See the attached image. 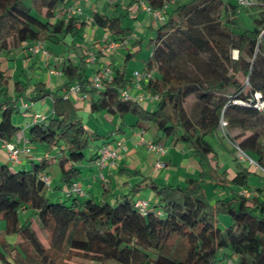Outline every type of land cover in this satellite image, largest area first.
I'll list each match as a JSON object with an SVG mask.
<instances>
[{"label": "trees", "instance_id": "16d2710c", "mask_svg": "<svg viewBox=\"0 0 264 264\" xmlns=\"http://www.w3.org/2000/svg\"><path fill=\"white\" fill-rule=\"evenodd\" d=\"M117 1L104 0V4ZM171 1L129 0L126 6L118 2L110 13L92 12L90 23L107 32L112 41H125L133 33L124 26L132 4L161 9ZM259 1L264 5V0ZM66 3L0 0V54L35 41L75 50L84 38L87 21L79 16L58 17L57 9ZM169 5L165 21L156 25L149 40L150 57L142 61L143 71L151 74L142 91L157 97L151 110L119 97L121 90L130 88L126 63L138 51L128 53L122 66L112 69L113 77L99 91L88 88L84 56L61 63L64 81L56 91L42 82L11 80L0 73V142L19 149L24 145L59 148L56 190L62 191V198L54 202L46 198L50 185L41 178L48 175L52 162L48 157L32 161L29 170L0 165V219L5 222V234L19 238L16 243L0 242V264H69L72 254L97 264H232V258L236 264H264V187H252L249 181L251 176L259 179V174L253 165L245 167L234 160L236 172L229 178L218 167L214 150V145L220 146L217 131L223 121L232 144L227 151L238 150L264 169V131L259 129L264 109L255 108L254 98L259 94L264 102V8L248 29L238 20L239 12L248 8L236 0H186ZM135 44L141 46L142 41ZM232 52H236L234 57ZM180 55L193 60L207 57L201 78L172 74L173 62ZM73 84L87 94L91 114L132 115L154 125L165 139L188 147L201 167L197 180L184 186L149 183L155 199L144 213L133 202L139 185L112 203L67 194L68 187L81 177L84 152L99 137L78 119L73 100L64 99ZM46 98L51 100L48 117L31 119L25 129L12 122L21 100L33 105ZM95 156L87 163L95 162ZM205 184L215 192H228L229 198L211 203ZM240 190L251 191V196H240ZM219 215L229 219L224 229L218 226Z\"/></svg>", "mask_w": 264, "mask_h": 264}, {"label": "crops", "instance_id": "0c3cea01", "mask_svg": "<svg viewBox=\"0 0 264 264\" xmlns=\"http://www.w3.org/2000/svg\"><path fill=\"white\" fill-rule=\"evenodd\" d=\"M118 2L124 6L129 3V0H120L110 4L109 6L108 4L106 5L104 4V0H95L94 4L91 3L90 0H87L86 2L82 3L81 5L82 14L79 17H82V19H85L87 21V25L84 32V38L80 42V45H78L75 50L65 47V49L68 50V52L70 51L68 53L69 55L67 56L68 59L67 61L76 62L78 60V57L80 56H84L85 57L84 60L86 61L87 53H91L95 57V61L93 63L85 62L88 68L87 75L89 80L93 77L95 72L101 67L104 66L110 67L109 65L112 64L115 65L116 60L113 59L115 55L117 56L118 60H125L126 54L124 55L122 53H118L120 51L118 49L110 52L104 51V49L107 46V43L111 42L112 40L110 39L107 32L93 26L90 23V15L92 12L103 11L106 13H110V11L112 10V6L116 5ZM74 3L75 0H67V3L64 6H72L74 5ZM134 5L137 6V4ZM103 7L105 9H103ZM137 7L141 10L139 6ZM143 15H145L148 18V16L145 13ZM143 24L144 22L139 24V26L143 27ZM152 25H153V30L151 28ZM155 28H156V24L153 23L151 19H149L147 33L152 34ZM128 47L130 48V44ZM44 49H45V53L39 52L37 54H32L31 52H29L27 46L22 44L16 50H13L11 53L7 55L0 54V73H2L6 77L11 78V80L24 81L21 80L23 78V76L21 75H18L19 78L15 79V75L18 72L17 63L21 60L20 65H22V67L24 68L30 67V69L33 70L34 73V77L32 79L33 82H42L43 84H45L47 89H49L50 91H55L63 84L64 80L63 81L58 80V79H63V76L61 74L60 75L51 74L50 72L55 70V68L58 69L55 71L60 72L59 71L60 68L59 67L57 68L56 65L58 64V62H60L59 56L62 55V53L61 54L54 53L53 51L47 49L46 47ZM135 52L137 51H133V53ZM114 53L116 54L112 55ZM138 54H140L139 50L137 55ZM6 62L9 63L14 62L15 69L9 67L6 64ZM122 64L120 63L121 66ZM112 66L110 67L111 69ZM19 72H23V70ZM39 76H42V79ZM131 76H130V80L132 79ZM129 84H130L129 85L130 88L128 89L129 93H131L132 95H144L142 90L136 91L135 89L132 88L131 81ZM45 100L51 101L50 98H46ZM45 100H42L38 103H34L32 107H30V109L33 108V110L35 111L33 113H39L37 111L40 107H43L41 111L44 110L45 106L43 102H45ZM74 106L76 111L83 110V112L91 114L89 109V102L87 99L86 100L75 99ZM141 106L145 109L151 110L154 106V103L149 98H147L145 102L141 104ZM49 115L43 114V117H48ZM31 119H32V114L28 117L25 116L22 120L21 128L25 129L28 126ZM119 120L116 122L117 125L113 130L109 131L107 134H104L102 136L98 135L99 136L98 140L101 139L102 141L100 142V144H96L92 148V155H96V151L99 147L103 145L116 147L117 142H120L122 143L124 148L119 150V158L116 159L115 161L110 162L107 166H105L102 169H99L95 165L94 161L87 163L86 165H83L81 167L82 173L85 172V175L81 176L78 182L88 198L95 200V196H96V197H100V199H98V202L108 201L109 203H112L114 201V198L127 194L132 188H135L136 185L137 186L139 185L138 186L139 191L136 194L135 198L133 199V202L137 200H145L147 202H152L154 201L155 197L153 193L150 191V189L147 187L149 183H154L157 186H177V185L184 186L187 185V183H189L192 180L194 181L197 180L198 175L201 171V167L198 165L197 161L193 158L192 151L188 147H186L181 143H175L170 139H165L164 137L161 136L160 132L153 125L154 129L151 130V132L146 133L149 134V137H147V139L157 143H161L167 149V153L164 156L161 157L156 156L153 153L147 151L146 147L141 145L136 137L138 130L141 129V127H144L146 131L147 129L151 128L152 124L143 123L135 119L134 122L128 123V125L125 126V124H123V122H120ZM89 132L95 133L97 135L96 130ZM18 142L19 141L17 140L16 142L17 145H20V143ZM218 147H224V146L220 145ZM30 149H31L30 155L25 156L24 154H20L19 161L16 163H11L8 160L6 150L3 148V143L0 142V165H10L13 170L16 169L28 170L26 169L27 164L30 167L32 161L38 163L40 161L39 160L40 158L48 157L49 159L52 160V162H50L51 166L48 168L47 173L48 175L52 176V166L54 164L53 162L54 158L53 157L51 158V156L48 154V149L40 145H36L33 148L30 147ZM157 161L163 162L165 164V167L156 171L154 170L153 166ZM217 165L221 171H224L222 170V167L219 164V162ZM225 171H227L229 178L233 177L236 172L235 169H231V168H227ZM95 174L96 175L98 174V177H92L95 176ZM45 175L48 176L47 174ZM100 176L103 177V180H101ZM52 179L53 181L56 180L57 184H55L51 188L50 192L53 196V199H57L58 194H56L57 192L56 189H58L59 186L58 173L55 176L53 175ZM209 186L212 187L211 185ZM213 191L212 189H210V194H211L210 198L213 200L215 199L226 200L230 196L228 192L225 193L222 192L220 194H217V192L215 191L213 192ZM145 195L147 196V198L144 197Z\"/></svg>", "mask_w": 264, "mask_h": 264}, {"label": "rangeland", "instance_id": "374dc122", "mask_svg": "<svg viewBox=\"0 0 264 264\" xmlns=\"http://www.w3.org/2000/svg\"><path fill=\"white\" fill-rule=\"evenodd\" d=\"M91 3L94 4L95 0H90ZM186 0H174V2L172 4L169 5V7L175 6L177 4H180L182 2H185ZM227 1V0H225ZM231 1H235V0H231ZM126 4V3H125ZM126 6V5H124ZM262 8H264V5L261 4V2L259 0H256V5H252L250 8L246 9V10H241L238 14V20L241 24L242 27L244 28H252L253 24H252V18H256L259 14V12L262 10ZM144 13L136 6V5H131L128 9V17L125 21L124 26L125 27H130V29L132 30V35L129 37L128 39V43L130 44V48L128 47L125 50H120L118 53H122V54H128V53H133V51H140V54H138L135 58H131L129 61H127L126 63V73L127 76H131L132 72L135 71H142L143 69V63L142 61H146L151 54V49L148 48V43L150 38L153 36L154 32L152 34L147 33V28H148V21L149 19L143 15ZM222 15H224V12L222 13ZM144 22L143 27L139 26V24H141L142 22ZM142 41V46H137V42ZM136 46V47H135ZM45 47L47 49H50L51 51H53L54 53H58L61 54L59 56L60 62H58V64L56 65V67L60 68L61 67V63H65L68 59L67 56L69 55L68 50L65 49L64 46L62 45H54V44H45ZM63 49V50H62ZM62 50V52H61ZM116 53L112 54L115 55ZM111 55V56H112ZM231 55L234 57L235 56V52H232ZM116 57V59H115ZM114 60H116L115 65H109L110 67L112 66V69H117L119 68L124 62V60H118L117 56L115 55ZM205 62H207V57L205 55H202L200 60H193L189 57H187L186 55H180L179 57H177V59L173 62L172 65V74L174 76H184L188 79H195V78H201L202 77V72L204 71L205 68ZM19 63V65H18ZM17 63L18 66V72L15 75V79L19 78L18 75L23 76V78L21 80H26L27 78L30 79L31 82H33V77H34V73L33 70L30 69V67L28 68H24L22 67V65H20L21 60ZM6 64L15 69V64L13 63H9L6 62ZM55 68V67H54ZM23 70V72H19ZM55 70H58L55 68ZM153 75H155L153 73ZM42 79V76H39ZM59 81H63L64 79H58ZM241 81L244 83V80L241 79ZM13 82L10 83V89L12 86ZM57 90V89H56ZM55 90V91H56ZM11 93L12 91L9 90ZM247 91V88L245 86V92ZM258 95V94H257ZM257 95H254V98L257 97ZM71 100H73V102L75 101L74 97L70 98ZM256 99V98H255ZM45 100V99H44ZM24 103L23 100H21L18 104V110L19 112L17 114H14L13 118H12V122L19 126L21 128V124H22V120L23 118L26 116H30L32 114H39L41 116L44 115H49L51 112V101H46L43 102L45 108H44V113L43 111H41V109L43 107H40L38 109L37 112L39 113H33L35 112L32 109H29L28 111H25L21 108V105ZM261 100L259 101L258 105L256 103V107L259 108V111H261L262 109H260V104ZM77 116L78 119L82 122L83 126L88 129L89 131H97V135H104L107 134L109 131L113 130L116 125H117V121L119 120L120 122H123V124L128 125V123L134 122L135 118L132 115H125L122 118H120L119 116H114L111 114H108L106 112H102L99 114H89L86 112H83V110H78L77 111ZM23 117V118H22ZM154 129V126L151 125L150 129H147L145 131V136L144 138L147 139V137H149V134H146L147 132H151V130ZM225 128L220 127L219 130L217 131V138L219 139V143L220 145H223L224 147H218L214 145V150L218 155V162L222 167V170H226L227 168H231V169H235L236 170V164L234 162V160H237L238 163L244 165L245 167L252 165L250 163V160H248L246 158V155L243 154L240 151H236L233 154H230L229 150L232 146V144L228 141L227 137L225 136ZM259 129L264 131V123H262L259 126ZM148 140V139H147ZM102 140H97L95 142H92L90 144V147L88 150H86L84 152L85 155V160L82 162V165H86L87 164V160L90 158V156L92 155V148L93 146H95L96 144H100ZM144 146V145H143ZM29 147L33 148V145H29ZM59 148L56 149H50L48 150V154L51 156V158L53 157L54 160V164L52 166V176L49 175L50 177V187L46 190V198L49 199L50 202H54L55 199H53V196L50 192L51 188L57 184V181L52 179L53 175L55 176L58 173V165H57V154L59 153ZM253 161V160H252ZM29 165L27 164V168L29 170ZM256 169V173L259 174V179L257 177L251 176L249 178L250 183L252 184V187H264V171H261L258 168ZM192 170V169H191ZM183 171V170H182ZM88 174V173H86ZM91 174V173H89ZM85 175V172L81 174V176ZM92 177H98V174ZM81 178V177H80ZM79 178V179H80ZM95 180V178H94ZM59 183V182H58ZM203 189L205 191V193H207L208 195V199L210 198V189L213 188L210 187L208 184H205L203 186ZM249 191V190H248ZM214 192V191H213ZM251 192V191H249ZM222 192H217V194H220ZM225 193V192H224ZM56 194H58V197L62 198V191H57ZM147 195V194H146ZM144 196L145 198H147V196ZM98 199H100V197H96L95 196V201L98 202ZM213 199L210 198V202L213 203ZM25 215L20 216L19 218V222H23ZM216 220L218 222V226L220 229H224L225 227L228 226L229 223V219L227 218V216H217ZM37 221V219H36ZM4 228H5V222L3 220L0 219V242L1 241H6V242H10V243H16L19 241V238H17L16 236H11V235H6L4 232ZM37 233L41 236L42 239L45 238L44 234L41 232V230L35 226ZM233 263L232 264H236L235 259L232 258ZM67 262L69 264H97L89 259H86L84 257H82L80 254H72L70 256V258L67 260ZM106 264H113V263H106Z\"/></svg>", "mask_w": 264, "mask_h": 264}, {"label": "built area", "instance_id": "2783aa9c", "mask_svg": "<svg viewBox=\"0 0 264 264\" xmlns=\"http://www.w3.org/2000/svg\"><path fill=\"white\" fill-rule=\"evenodd\" d=\"M87 0H75L74 5L72 6H61L57 9V16L61 17V18H71L73 16L77 17L80 16L82 14V9H81V5L82 3L86 2ZM237 4L241 7L244 8H249L252 5H254L255 3L253 2V0H236ZM172 3V1L170 2V4ZM169 4L164 5L161 9H153L151 7H149L148 5L144 4V3H140L138 6L141 8V10L146 13L151 19L152 21L156 24V25H161L164 21H165V15H166V10L168 8ZM23 45L27 46L29 52H31L32 54H37L39 52L45 53V44L43 42L40 41H35V42H31V44H27V43H23ZM129 46L128 40L125 41H111L109 43H107L106 48L104 49L105 52H110V51H115V50H121V49H127V47ZM236 55V52H235ZM95 61V57L91 54V53H87V58H86V63H93ZM51 74H55V75H60V72H57L55 70L50 72ZM113 77V71L110 67L108 66H104L101 67L100 69H98L95 74L93 75V77L89 80V89H93L96 91L102 90L103 88V83L105 81H109L111 80V78ZM132 79H131V83H132V88L135 89L136 91L138 90H142L143 88V84L146 80L151 78V74L150 73H146L144 71H135L132 74ZM257 95V94H256ZM74 97L75 99L78 100H86L88 98L87 94L82 93L81 91V86L79 84H73L69 87L68 92L64 95V99L66 98H71ZM119 97L122 101H134L137 103L142 104L143 102H145V100L147 98H149L152 102L157 100V97H151L149 95H132L131 93H129V91L127 89L121 90L119 92ZM256 101H257V105L260 101V95L258 94L257 97H255ZM260 109H264V102H261L259 104ZM30 107H32L31 103H23L21 105V108L28 110L30 109ZM255 108L257 110H259V108H257L255 106ZM32 119L36 120V119H43V116L38 115V114H34ZM220 127L225 128L226 127V123L221 121ZM145 136V128L141 127V129L138 130L137 133V140L141 145H144L147 149V151H149L150 153H153L156 156H164L167 153V149L166 147L161 144V143H157L151 140H147L146 138H144ZM3 148L6 150L7 152V156H8V160L11 163H16L19 161V156L20 154H24L25 156L30 155L31 151L30 149L24 145L21 149L15 147L13 144H8V143H3ZM123 145L120 142H117L116 147L113 146H109V145H103L101 147H99L96 151V161H95V165L99 168L102 169L105 166H107L110 162L115 161L116 159L119 158V150L123 149ZM246 158L248 160H250V163L255 167L260 169L261 171H264V169L259 168L254 161H252L251 159H249L247 156ZM154 170H160L162 168L165 167V164L161 161H157L154 164ZM101 180H103V177L100 176ZM43 183L48 187L50 185V179L48 176H43L42 178ZM239 195L245 198H248L251 196V192H249L248 190H240ZM67 194L69 195H76L78 197H84L86 194L85 192L82 190L79 182H74L72 183L68 189H67ZM148 202L145 200H138L135 202L134 206L135 208L138 209L139 212L144 213L146 207H147ZM227 264H230V262H228Z\"/></svg>", "mask_w": 264, "mask_h": 264}]
</instances>
